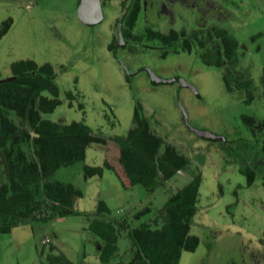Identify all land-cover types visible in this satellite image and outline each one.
I'll list each match as a JSON object with an SVG mask.
<instances>
[{"label":"rangeland","instance_id":"1","mask_svg":"<svg viewBox=\"0 0 264 264\" xmlns=\"http://www.w3.org/2000/svg\"><path fill=\"white\" fill-rule=\"evenodd\" d=\"M124 1L109 0L104 20L88 25L79 17L78 0H0V29L12 19L0 39V80L11 76L16 61L50 63L62 104L46 118L84 122L106 139L92 144L84 161L62 167L52 177L83 191L75 197L76 214L0 233V264H44L47 256L56 255L72 264H102L99 241L88 228L98 202L106 203L107 218L127 217L130 227L142 222L155 227L161 207L196 176L201 185L190 233L199 245L183 252L179 264H264V0H154L153 14L144 9L138 14L129 27L132 38L115 55L109 46L120 38ZM149 21L154 30L148 29ZM171 30L193 38L195 46L166 55L143 47L152 32L168 35ZM207 37L225 43L226 59L216 45L201 50ZM146 68L159 78H182L197 92L179 82L155 84ZM248 82L251 88L238 87ZM137 100L152 130L189 160L155 189L130 185L124 149L114 140L133 127ZM181 106L193 128L224 136L228 144L194 133ZM245 118L253 120L250 127ZM251 142L254 149L247 148ZM243 156L258 168L251 186L240 172ZM85 165L104 166V173L85 179ZM118 245L110 264L129 260L124 232Z\"/></svg>","mask_w":264,"mask_h":264},{"label":"trees","instance_id":"2","mask_svg":"<svg viewBox=\"0 0 264 264\" xmlns=\"http://www.w3.org/2000/svg\"><path fill=\"white\" fill-rule=\"evenodd\" d=\"M140 11V0H133L124 18L122 41L117 40L109 46L115 55L132 38L126 26L133 25ZM11 24L12 19L3 23L0 39ZM135 41L142 42V39ZM145 41L144 48L161 50L163 55L179 49H192L196 44L193 38L181 37L175 32L168 35L152 32ZM211 42L206 39L201 47H209ZM215 44L218 53L226 59L228 48L225 43L217 41ZM55 76L56 70L50 63L40 65L28 59L14 62L11 76L0 80V233H11L23 225L76 214L75 197H82L83 191L72 183L52 177L60 168L84 161L92 144L106 143L105 138L96 136L84 122L67 123L46 118L62 104ZM262 79L264 85V74ZM251 86L252 82L238 85L246 89ZM66 96L70 100L75 98L70 92ZM252 99L250 97V101ZM244 123L250 127L253 120L245 118ZM188 126L206 140L228 144L224 136ZM114 140L124 149V171L131 186L155 189L189 163L152 130L139 100L134 108L133 127L126 136ZM255 146L256 143L251 142L247 148L254 149ZM240 162V172L247 176V185H253L258 175L257 165L252 161L246 163L245 156ZM104 169V166L85 165L84 178L102 176ZM200 185L201 178L196 176L177 190L159 210L155 227L147 222L130 227L127 217L107 218L106 203L98 202L88 228L101 246L98 252L101 263L110 264L116 258L124 232L130 241L124 254L129 260L122 258L116 264H179L183 252H194L199 245V238L191 234L190 229L198 212ZM146 211L149 208L135 218L139 219ZM49 260L52 264H72L60 255L47 256L44 264H51Z\"/></svg>","mask_w":264,"mask_h":264},{"label":"water","instance_id":"3","mask_svg":"<svg viewBox=\"0 0 264 264\" xmlns=\"http://www.w3.org/2000/svg\"><path fill=\"white\" fill-rule=\"evenodd\" d=\"M78 13H79L80 19L87 24H97L101 22L104 17L100 0H80L78 4ZM148 71H149L152 82L155 84H166V83H172V82H179L181 87H190L193 90H195V88L192 85H190L188 82H186L182 78H179V77L169 78V79L159 78L150 69H148ZM181 108L184 113L185 122L187 125H189L188 115L186 114V111L182 106Z\"/></svg>","mask_w":264,"mask_h":264},{"label":"flooded vegetation","instance_id":"4","mask_svg":"<svg viewBox=\"0 0 264 264\" xmlns=\"http://www.w3.org/2000/svg\"><path fill=\"white\" fill-rule=\"evenodd\" d=\"M79 1L80 0H78V2H77V7H78V4H79ZM133 0H127V1H124L123 2V4L125 5V9H124V12H123V15L121 16V18L119 19V22H118V35L120 36H122V29H123V26H124V24H123V22H124V18H125V15H126V13H127V11H128V6H129V4L132 2ZM177 1V0H176ZM100 2H101V7H102V11H103V15H104V17H103V20H104V18H105V8L106 9H108L109 7H110V5H109V0H100ZM140 2H141V11H143V9L145 10V11H147V12H151L152 14H153V11H154V0H140ZM107 5H109V6H107ZM78 9V8H77ZM140 11V12H141ZM102 20V21H103ZM85 23V22H84ZM100 23V22H99ZM99 23H97V24H99ZM151 22L149 21L148 22V24H147V26H148V29L149 30H154V27H151V26H149V24H150ZM87 24V23H86ZM88 25H90V24H88ZM94 25H96V24H94ZM133 26V25H132ZM126 28H127V31L130 33V36L132 37V34H131V32H130V29H129V26H126ZM171 32H175L174 30H171L170 31V33ZM121 33V34H120ZM158 33H161V32H158ZM175 33H177V32H175ZM178 34V33H177ZM181 37H183L184 36V34L182 33V34H179ZM121 36H120V38H118L117 40H120V41H122V39H121ZM207 39H210L212 42V44H210L209 45V47H200L201 48V50H203V49H205V50H209V49H212L211 47L212 46H214V45H216L215 43L217 42V40L216 39H213V38H211V37H207ZM148 69L149 68H146L145 70L146 71H148ZM149 72V71H148ZM150 75V74H149ZM264 90V89H263ZM263 90H262V92H261V95L262 96H264V92H263ZM195 92H197L196 91V89H195ZM189 125H190V123H189Z\"/></svg>","mask_w":264,"mask_h":264},{"label":"crops","instance_id":"5","mask_svg":"<svg viewBox=\"0 0 264 264\" xmlns=\"http://www.w3.org/2000/svg\"><path fill=\"white\" fill-rule=\"evenodd\" d=\"M99 247L101 248L100 244H99ZM99 247H98V249H99Z\"/></svg>","mask_w":264,"mask_h":264}]
</instances>
